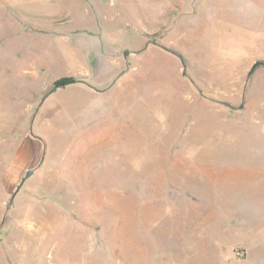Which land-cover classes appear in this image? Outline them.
Listing matches in <instances>:
<instances>
[{"label": "rangeland", "instance_id": "obj_1", "mask_svg": "<svg viewBox=\"0 0 264 264\" xmlns=\"http://www.w3.org/2000/svg\"><path fill=\"white\" fill-rule=\"evenodd\" d=\"M263 121L264 0H0V264H190L194 201L264 207Z\"/></svg>", "mask_w": 264, "mask_h": 264}, {"label": "crops", "instance_id": "obj_2", "mask_svg": "<svg viewBox=\"0 0 264 264\" xmlns=\"http://www.w3.org/2000/svg\"><path fill=\"white\" fill-rule=\"evenodd\" d=\"M264 131V121H263ZM244 144V148H254L264 157V143ZM210 147V146H209ZM213 149H208L207 151ZM212 153L204 155L203 174L207 169L206 161ZM258 154V153H257ZM227 170L225 169L224 174ZM198 192V191H197ZM193 197L196 190H192ZM204 196V206H190V264H264V225L255 224L260 215H264V207L252 209L236 208L222 216V208L208 202ZM213 205V207H212ZM222 224L223 230L229 234L226 239H211L210 229ZM153 264H182L174 261Z\"/></svg>", "mask_w": 264, "mask_h": 264}, {"label": "water", "instance_id": "obj_3", "mask_svg": "<svg viewBox=\"0 0 264 264\" xmlns=\"http://www.w3.org/2000/svg\"><path fill=\"white\" fill-rule=\"evenodd\" d=\"M169 52H171V51H169ZM171 53H172V52H171ZM127 54H128V50H125V51L123 52V56H127ZM181 64H182V67L184 68V63H183L182 60H181ZM183 74H185L184 71H183ZM220 103L223 104V105H226V106L231 107V106H230L228 103H226V102H220ZM43 159H44V157L42 156V157H41L40 164H41V162L43 161ZM34 171H35V169H29V170H27V171L25 172L24 177L21 179V181H20L18 187L15 189V191H14L13 194L11 195L10 203L12 202V199L14 198V196L16 195V193L19 191L20 187L23 185L24 181H25L30 175H32Z\"/></svg>", "mask_w": 264, "mask_h": 264}, {"label": "trees", "instance_id": "obj_4", "mask_svg": "<svg viewBox=\"0 0 264 264\" xmlns=\"http://www.w3.org/2000/svg\"><path fill=\"white\" fill-rule=\"evenodd\" d=\"M183 61V60H182ZM184 62V61H183ZM260 65V62L258 63H255L254 66L252 67L251 71H250V74L252 73V71L254 69H256L257 67H259ZM74 80L72 78H60L58 80H56L53 84H52V88H62V87H65L67 86L68 84L70 83H73Z\"/></svg>", "mask_w": 264, "mask_h": 264}]
</instances>
